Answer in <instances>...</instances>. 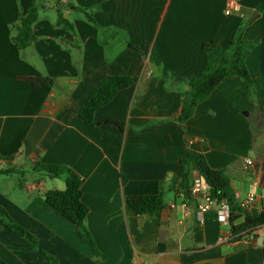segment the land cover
<instances>
[{
    "label": "crops",
    "instance_id": "1",
    "mask_svg": "<svg viewBox=\"0 0 264 264\" xmlns=\"http://www.w3.org/2000/svg\"><path fill=\"white\" fill-rule=\"evenodd\" d=\"M33 1L0 0V170H16L0 174V205L39 242L37 250L0 222L6 264H50L40 250L56 264H264V226L254 238L234 239L215 208L200 213L198 198L168 190L193 150L226 172L235 195L255 194L264 210V10L247 21L260 0H239L241 11L230 16V0H35L36 40L19 51L14 27ZM59 13L74 31L57 26ZM239 37L257 42L246 61L255 93L229 77L179 123L187 80L207 62L203 44L226 49ZM108 76L134 83L89 125L79 110ZM37 77L55 84L27 81ZM39 163L82 177L85 225L98 255L46 203L44 193L63 191L66 182L35 171ZM160 183L165 207L137 215L127 198L157 195Z\"/></svg>",
    "mask_w": 264,
    "mask_h": 264
},
{
    "label": "trees",
    "instance_id": "2",
    "mask_svg": "<svg viewBox=\"0 0 264 264\" xmlns=\"http://www.w3.org/2000/svg\"><path fill=\"white\" fill-rule=\"evenodd\" d=\"M81 11L80 8H78ZM264 10V0L257 4L256 11L259 14ZM39 17V9L36 1L32 2L31 7L26 12H21L17 24L14 27L12 41L19 51L25 50L35 40L33 26ZM91 22L93 18L88 15ZM57 26H63L70 31L74 27L62 14L59 13L56 22ZM256 41L245 40L242 37L234 40L226 49L214 47L210 43L202 46V51L206 56L207 62L204 70L197 76L190 77L187 81L190 90L184 94L182 110L178 121L185 125L195 114L199 105L207 101L215 89L227 78H241L254 94V76L247 67V58L256 45ZM34 87L52 88L55 79L50 77L28 78ZM133 79L127 76H108L105 77L96 90L91 94L87 101L79 110V118L89 125L94 124L96 112L111 102L115 95L133 86ZM183 169L181 176H174L170 182L169 192H177L184 195L185 199L191 197V187L193 183V173L197 172L210 186L211 197L218 202L227 201L232 208V234L234 239H241L255 233L264 226V210L248 211L241 207L236 199L234 190L230 185L229 178L224 170L213 169L207 157L199 152L189 150L187 155L179 161ZM37 172H45L51 178L63 177L66 182V189L50 190L44 193L46 203L58 214L77 226L80 235L94 249L98 255L94 238L85 225V220L89 214L88 206L83 202L82 185L83 179L75 171L57 164L39 163L34 168ZM13 170H0V174H11ZM264 184V183H263ZM165 184H159L157 195L132 196L126 202L137 215L153 216L156 212L165 207L164 200ZM242 220V221H241ZM0 222L13 234L28 241L33 248L39 250L37 237L18 224L10 214L0 205ZM41 255L50 263L56 264L55 259L43 250ZM264 258V254H263ZM0 264L6 262L0 257Z\"/></svg>",
    "mask_w": 264,
    "mask_h": 264
},
{
    "label": "built area",
    "instance_id": "3",
    "mask_svg": "<svg viewBox=\"0 0 264 264\" xmlns=\"http://www.w3.org/2000/svg\"><path fill=\"white\" fill-rule=\"evenodd\" d=\"M62 2H67V0H61ZM241 11V3L239 0H230L225 9V15L230 16L232 14H236ZM248 165H252V162H247ZM191 197L199 199V212L205 213L212 208H215L217 211L218 222L221 226L226 227L230 230L231 236L234 238L232 234V208L227 201L218 202L217 200L211 197V189L210 186L206 183V181L197 174L193 178V183L191 187ZM181 197H184L182 194ZM264 198V196H263ZM236 199L241 207L248 211L257 210L256 209V200L257 196L255 194H249L245 198H240V196L236 195ZM172 208H175V205H171ZM248 238H254V233L249 236H244ZM243 238V237H242Z\"/></svg>",
    "mask_w": 264,
    "mask_h": 264
},
{
    "label": "rangeland",
    "instance_id": "4",
    "mask_svg": "<svg viewBox=\"0 0 264 264\" xmlns=\"http://www.w3.org/2000/svg\"><path fill=\"white\" fill-rule=\"evenodd\" d=\"M45 2H46V4L47 5H57V0H44ZM256 12V11H255ZM255 12H253L252 14H250L249 16H248V18H247V21H249L250 22V20L252 19V17L254 16V14H255ZM248 22V23H249ZM251 24H253L254 23V21L253 22H250ZM249 23V24H250ZM15 178H18V179H20L21 178V175L20 176H16L15 175Z\"/></svg>",
    "mask_w": 264,
    "mask_h": 264
},
{
    "label": "water",
    "instance_id": "5",
    "mask_svg": "<svg viewBox=\"0 0 264 264\" xmlns=\"http://www.w3.org/2000/svg\"><path fill=\"white\" fill-rule=\"evenodd\" d=\"M259 16V12H255L254 16L252 17V19L250 20V22H253L256 20V18Z\"/></svg>",
    "mask_w": 264,
    "mask_h": 264
}]
</instances>
